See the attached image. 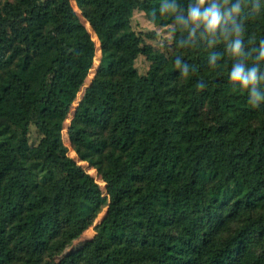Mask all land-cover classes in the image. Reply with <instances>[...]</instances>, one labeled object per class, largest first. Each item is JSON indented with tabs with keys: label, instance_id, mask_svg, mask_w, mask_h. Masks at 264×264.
Masks as SVG:
<instances>
[{
	"label": "trees",
	"instance_id": "trees-1",
	"mask_svg": "<svg viewBox=\"0 0 264 264\" xmlns=\"http://www.w3.org/2000/svg\"><path fill=\"white\" fill-rule=\"evenodd\" d=\"M211 3L240 11L191 35L197 0H0V264H264V0ZM137 11L172 27L170 56ZM237 64L258 69L259 99ZM98 66L68 135L103 190L62 139Z\"/></svg>",
	"mask_w": 264,
	"mask_h": 264
},
{
	"label": "rangeland",
	"instance_id": "rangeland-1",
	"mask_svg": "<svg viewBox=\"0 0 264 264\" xmlns=\"http://www.w3.org/2000/svg\"><path fill=\"white\" fill-rule=\"evenodd\" d=\"M72 4L74 6L73 2H72ZM74 9H75V12L78 14V16L82 19L83 23L87 22L85 20V18L83 17L82 13L80 12V10L78 8H76L75 6H74ZM85 25L87 26L86 23H85ZM131 25H132V28L144 39V42L146 45L151 46L156 51L164 53L166 56H170L173 53V47H172L173 38H172V34H171L172 27H170V26L169 27H156L148 20V18L146 17V15L143 12H139V11L135 12L134 17L131 21ZM151 35H155V39H152L150 37ZM101 56H102V54H101ZM100 60H101V57H100ZM150 65H151V63L146 59L145 56H140L135 62V67H136L138 73L142 76L147 74ZM99 66L93 67V69L90 71V74H89L87 80L85 81V84H84L82 90L80 91V93L78 95V99L76 100V102L74 103V105L71 109V111H73L74 114L72 115L70 122L68 123V125H67L66 121L63 123L62 139H63L65 147L67 148V156L70 157L71 159L75 160L80 167H82L88 174L93 176L94 179L100 184V186L103 190L104 186L101 185V182H103V181L100 179V176H98V172H97L96 168L91 167L94 170V171H92L90 168V164L88 162H83L80 160L79 155L71 146V143L69 140V135H68V132H69L70 127H71L72 119L75 115L78 104L83 97L84 90L87 87L91 86ZM40 140H41L40 133L38 132V130L35 126H32L30 128V133H29L30 144L32 146H36L39 144ZM107 212H108V210L105 212L104 207H103V211L98 216L95 224L89 228V230L81 237L80 240L75 242V244L66 252V255L77 250L78 247H80L81 245H84L86 242H88L94 238V236L96 235V232H97V225H99L101 223L103 218L106 216Z\"/></svg>",
	"mask_w": 264,
	"mask_h": 264
},
{
	"label": "clouds",
	"instance_id": "clouds-1",
	"mask_svg": "<svg viewBox=\"0 0 264 264\" xmlns=\"http://www.w3.org/2000/svg\"><path fill=\"white\" fill-rule=\"evenodd\" d=\"M224 3L225 5L228 4V0H224ZM205 5H209V0H197V5L190 7L188 10V19L181 21L186 26H193L191 35H195V29L199 28L201 24L205 26L209 33L215 34L220 28L221 22L225 16L231 17L238 14L240 11L239 5H234L230 10L225 9L224 12L221 11V8L217 3H211L207 7H205ZM234 31L236 32V35L239 36V26H235ZM241 48L242 45L240 40L236 39L232 45L231 51L234 55H240ZM261 59H264V49L261 51ZM257 72L258 69L256 67L246 70L242 64H237L233 67L230 78L233 82L239 83L242 88L247 89L251 86V95L256 99H259L260 97L255 88L257 83Z\"/></svg>",
	"mask_w": 264,
	"mask_h": 264
},
{
	"label": "water",
	"instance_id": "water-1",
	"mask_svg": "<svg viewBox=\"0 0 264 264\" xmlns=\"http://www.w3.org/2000/svg\"><path fill=\"white\" fill-rule=\"evenodd\" d=\"M106 190H107V188H106Z\"/></svg>",
	"mask_w": 264,
	"mask_h": 264
}]
</instances>
